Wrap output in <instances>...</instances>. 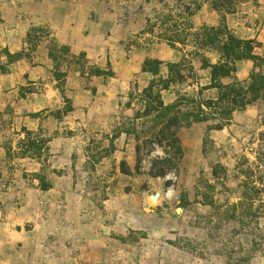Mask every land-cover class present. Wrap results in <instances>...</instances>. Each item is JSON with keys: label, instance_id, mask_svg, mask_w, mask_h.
<instances>
[{"label": "rangeland", "instance_id": "374dc122", "mask_svg": "<svg viewBox=\"0 0 264 264\" xmlns=\"http://www.w3.org/2000/svg\"><path fill=\"white\" fill-rule=\"evenodd\" d=\"M206 28L253 40L260 58L224 83L264 75V0H0V51L31 56L0 57V264H264V97L220 119ZM52 40L114 76L71 64L62 94ZM168 64L188 78L163 90ZM182 96L202 121L162 115ZM26 133L46 157L18 155Z\"/></svg>", "mask_w": 264, "mask_h": 264}, {"label": "trees", "instance_id": "16d2710c", "mask_svg": "<svg viewBox=\"0 0 264 264\" xmlns=\"http://www.w3.org/2000/svg\"><path fill=\"white\" fill-rule=\"evenodd\" d=\"M44 29L36 28L32 29L26 38V41L31 49V52L35 51L38 46ZM39 32L42 35H39ZM201 47L208 48L218 52L221 55V60L215 64L211 63L208 59L204 58L203 68L208 69L211 77L210 88L218 90L217 100H208L210 104H214V107L220 115V119L225 121L229 119L234 110L243 109L247 106L253 105L261 97H264V75H254L249 84L243 85L240 82L232 81L231 83H224L227 79L234 78L236 72V63L242 60H254L258 61L260 58L254 54V41L242 40L235 36L229 35L226 38L222 36V31L215 30L214 28H206L201 34L197 36ZM48 57L52 60L54 69L53 75L57 81V88L62 94H65L66 75L67 72L63 71L64 67L71 64L80 66L83 74H88L100 78H110L114 76L112 70H103L97 67H87L86 55L80 54L78 57L70 56L68 48L60 47L55 41H50L47 45ZM5 56L7 58V64H13L21 59L25 58L30 60V54L23 52L11 53L7 49L0 51V57ZM262 60V59H261ZM162 62L158 60H148L145 63L144 71L154 76L161 75ZM168 77L160 78L162 89L167 90L173 85L181 84L186 81L188 76L185 73V67L182 64H168ZM2 72L8 71L6 66H1ZM161 89V90H162ZM161 98V96H160ZM68 103L66 112H71L72 107L68 98L65 97ZM186 102V103H184ZM161 103V101H160ZM198 103L195 99H189L182 96L178 100V104H171L166 107H162V115L167 116L169 113L175 114L174 118L178 121V116L187 120L193 117L194 121H202L199 117V113H195L192 109L182 111L179 108L181 104ZM161 106V105H160ZM161 108V107H160ZM179 108V109H178ZM200 112L202 111L199 106ZM33 117H37L38 114H33ZM207 117V116H206ZM47 142L42 139H37L31 133H26V136L20 142V153L18 155L22 158H31L41 160L46 157ZM42 188L48 190L50 184L47 183L43 177L41 179Z\"/></svg>", "mask_w": 264, "mask_h": 264}, {"label": "water", "instance_id": "95a60500", "mask_svg": "<svg viewBox=\"0 0 264 264\" xmlns=\"http://www.w3.org/2000/svg\"><path fill=\"white\" fill-rule=\"evenodd\" d=\"M154 201H158V199L160 198V194L157 193L156 195L152 196Z\"/></svg>", "mask_w": 264, "mask_h": 264}, {"label": "bare ground", "instance_id": "6f19581e", "mask_svg": "<svg viewBox=\"0 0 264 264\" xmlns=\"http://www.w3.org/2000/svg\"><path fill=\"white\" fill-rule=\"evenodd\" d=\"M153 204H155V203L153 202Z\"/></svg>", "mask_w": 264, "mask_h": 264}]
</instances>
